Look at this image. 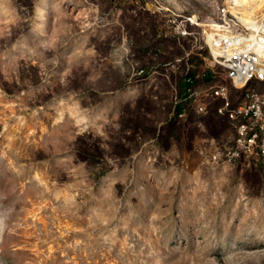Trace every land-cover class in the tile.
<instances>
[{
	"label": "rangeland",
	"instance_id": "rangeland-1",
	"mask_svg": "<svg viewBox=\"0 0 264 264\" xmlns=\"http://www.w3.org/2000/svg\"><path fill=\"white\" fill-rule=\"evenodd\" d=\"M230 1L0 0V264H264V133L230 162L204 93Z\"/></svg>",
	"mask_w": 264,
	"mask_h": 264
},
{
	"label": "built area",
	"instance_id": "built-area-1",
	"mask_svg": "<svg viewBox=\"0 0 264 264\" xmlns=\"http://www.w3.org/2000/svg\"><path fill=\"white\" fill-rule=\"evenodd\" d=\"M219 14L218 23L203 35L202 48L209 51L214 65L225 69L233 88L221 84L209 87L204 93L220 102L217 114L228 118L237 133L231 162L252 152L264 133V16L246 25L226 8ZM186 82L191 85L193 80L187 78ZM192 91L195 92L188 89ZM232 91L241 93V99L234 101ZM205 109L198 105L196 111L204 113ZM179 117L186 118L187 111L180 112Z\"/></svg>",
	"mask_w": 264,
	"mask_h": 264
},
{
	"label": "bare ground",
	"instance_id": "bare-ground-1",
	"mask_svg": "<svg viewBox=\"0 0 264 264\" xmlns=\"http://www.w3.org/2000/svg\"><path fill=\"white\" fill-rule=\"evenodd\" d=\"M230 11L235 14L241 22L248 25L259 12L264 11V0H231Z\"/></svg>",
	"mask_w": 264,
	"mask_h": 264
},
{
	"label": "trees",
	"instance_id": "trees-1",
	"mask_svg": "<svg viewBox=\"0 0 264 264\" xmlns=\"http://www.w3.org/2000/svg\"><path fill=\"white\" fill-rule=\"evenodd\" d=\"M199 73H197L196 71H189V72H187V74H186V77L183 79V86L182 87H180V89H182L183 90V92H185V93H187L188 92V89L189 88H192V89H196V87H197V82H198V78H196V76L198 75ZM202 75H203V78L205 77V76H207V72H203L202 73ZM187 78H191V80H193V83L190 85V84H188L187 82H186V79ZM203 78H202V80H203ZM184 110H186L187 111V109L186 108H183V110L182 109H180V112L182 111H184ZM217 112V111H216ZM187 113H188V111H187ZM223 119H225V120H227V121H229L228 120V118H226V117H222Z\"/></svg>",
	"mask_w": 264,
	"mask_h": 264
}]
</instances>
